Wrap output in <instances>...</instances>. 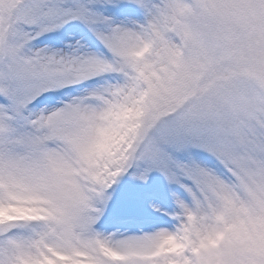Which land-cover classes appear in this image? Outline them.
Returning a JSON list of instances; mask_svg holds the SVG:
<instances>
[{"label": "snow or ice", "instance_id": "obj_1", "mask_svg": "<svg viewBox=\"0 0 264 264\" xmlns=\"http://www.w3.org/2000/svg\"><path fill=\"white\" fill-rule=\"evenodd\" d=\"M0 264H264V0H0Z\"/></svg>", "mask_w": 264, "mask_h": 264}]
</instances>
